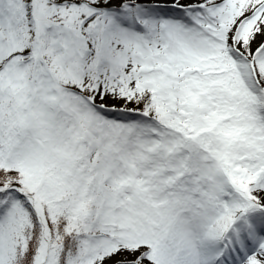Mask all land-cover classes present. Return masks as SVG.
Masks as SVG:
<instances>
[{
    "label": "snow or ice",
    "instance_id": "obj_1",
    "mask_svg": "<svg viewBox=\"0 0 264 264\" xmlns=\"http://www.w3.org/2000/svg\"><path fill=\"white\" fill-rule=\"evenodd\" d=\"M0 264H264V0H0Z\"/></svg>",
    "mask_w": 264,
    "mask_h": 264
}]
</instances>
